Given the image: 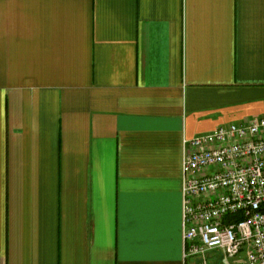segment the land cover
I'll return each mask as SVG.
<instances>
[{"label":"crops","instance_id":"1","mask_svg":"<svg viewBox=\"0 0 264 264\" xmlns=\"http://www.w3.org/2000/svg\"><path fill=\"white\" fill-rule=\"evenodd\" d=\"M262 116L264 0H0V264H202L184 140Z\"/></svg>","mask_w":264,"mask_h":264},{"label":"built area","instance_id":"2","mask_svg":"<svg viewBox=\"0 0 264 264\" xmlns=\"http://www.w3.org/2000/svg\"><path fill=\"white\" fill-rule=\"evenodd\" d=\"M185 257L264 264V116L184 140Z\"/></svg>","mask_w":264,"mask_h":264}]
</instances>
